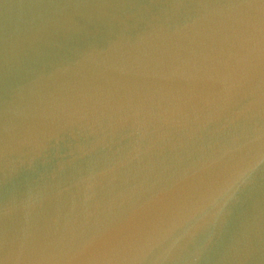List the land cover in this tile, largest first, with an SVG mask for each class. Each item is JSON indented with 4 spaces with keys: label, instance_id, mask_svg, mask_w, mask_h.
Returning <instances> with one entry per match:
<instances>
[{
    "label": "water",
    "instance_id": "1",
    "mask_svg": "<svg viewBox=\"0 0 264 264\" xmlns=\"http://www.w3.org/2000/svg\"><path fill=\"white\" fill-rule=\"evenodd\" d=\"M0 264H264V0H0Z\"/></svg>",
    "mask_w": 264,
    "mask_h": 264
}]
</instances>
